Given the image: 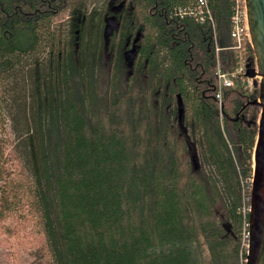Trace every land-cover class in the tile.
<instances>
[{
    "label": "trees",
    "instance_id": "trees-1",
    "mask_svg": "<svg viewBox=\"0 0 264 264\" xmlns=\"http://www.w3.org/2000/svg\"><path fill=\"white\" fill-rule=\"evenodd\" d=\"M195 1L0 0V221L41 235L27 264H244L258 88L219 114L235 0Z\"/></svg>",
    "mask_w": 264,
    "mask_h": 264
},
{
    "label": "water",
    "instance_id": "water-1",
    "mask_svg": "<svg viewBox=\"0 0 264 264\" xmlns=\"http://www.w3.org/2000/svg\"><path fill=\"white\" fill-rule=\"evenodd\" d=\"M249 43L253 51V62L245 63V76L260 77L255 85L258 95L244 104L259 107L257 132L252 153V174L249 188L247 216V243L244 264H264V0H244ZM113 18H107L103 35L107 37L114 26ZM132 51L133 48L127 50ZM177 120L181 126L183 105L177 93ZM237 118V114L233 119ZM230 119V118H229ZM193 153L192 160L196 161Z\"/></svg>",
    "mask_w": 264,
    "mask_h": 264
},
{
    "label": "built area",
    "instance_id": "built-area-1",
    "mask_svg": "<svg viewBox=\"0 0 264 264\" xmlns=\"http://www.w3.org/2000/svg\"><path fill=\"white\" fill-rule=\"evenodd\" d=\"M176 12L179 15H188L194 17L198 21H203L205 16L207 15L209 19L210 11L209 7L207 6L206 0H196L195 3L186 5L184 7L178 6L176 8ZM229 36L233 41L232 48L236 51V67L234 70L224 71L221 69L219 60L216 54V62H215V75H216V88L214 97L217 101L219 114L221 115L222 109V95L223 89L226 87H231L234 84V78L236 76L243 75L244 77L240 76V82L243 85L244 89L250 91L253 87H255V82L258 83L260 77L258 75L254 77H247L245 76V63L241 57V43L243 40H247L248 38V30H247V23H246V14H245V6L244 0H235V4L233 6L230 21H229ZM215 43V53L218 52L219 47ZM249 205L247 207L248 211ZM247 225V223H246ZM244 238H246L247 243V231H245Z\"/></svg>",
    "mask_w": 264,
    "mask_h": 264
},
{
    "label": "rangeland",
    "instance_id": "rangeland-1",
    "mask_svg": "<svg viewBox=\"0 0 264 264\" xmlns=\"http://www.w3.org/2000/svg\"><path fill=\"white\" fill-rule=\"evenodd\" d=\"M125 52L126 62L129 64L132 57V51ZM251 90L249 92H251ZM2 134L3 133L0 135ZM3 137L5 136L3 135ZM249 188L250 186L248 189ZM248 205L245 206V204H243L241 206V211L245 212ZM9 225L15 228L17 231L16 234H19L18 236H15V234L12 236L8 235L7 228ZM244 235L245 233L243 230L241 244H243L246 248ZM40 241L41 235L37 232L34 225L28 222V220H25L23 223H19L14 220H6L4 222L0 221V264H27L32 258L31 252L35 251V249L39 246Z\"/></svg>",
    "mask_w": 264,
    "mask_h": 264
},
{
    "label": "flooded vegetation",
    "instance_id": "flooded-vegetation-1",
    "mask_svg": "<svg viewBox=\"0 0 264 264\" xmlns=\"http://www.w3.org/2000/svg\"><path fill=\"white\" fill-rule=\"evenodd\" d=\"M125 53H126V52H125ZM244 104H245V103H244ZM244 104L242 105V107H244ZM236 114H237V113H236ZM236 114H235V115H236ZM237 116H238V114H237ZM236 119H237V118H236Z\"/></svg>",
    "mask_w": 264,
    "mask_h": 264
},
{
    "label": "bare ground",
    "instance_id": "bare-ground-1",
    "mask_svg": "<svg viewBox=\"0 0 264 264\" xmlns=\"http://www.w3.org/2000/svg\"><path fill=\"white\" fill-rule=\"evenodd\" d=\"M215 39V38H214Z\"/></svg>",
    "mask_w": 264,
    "mask_h": 264
}]
</instances>
